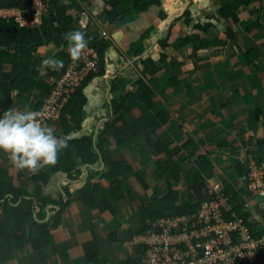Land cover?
Masks as SVG:
<instances>
[{
  "label": "crops",
  "instance_id": "obj_1",
  "mask_svg": "<svg viewBox=\"0 0 264 264\" xmlns=\"http://www.w3.org/2000/svg\"><path fill=\"white\" fill-rule=\"evenodd\" d=\"M52 1L38 20L34 3L31 17L16 6L0 7V21L39 28L55 14ZM112 1L59 0L68 7L73 29L98 42L107 33L104 72L80 89L86 102L78 121L69 114L62 119V113L60 119L45 122L68 139L60 163L73 164L70 171L45 166L29 174L0 150V264H146V249L138 237L160 217L150 211L146 225L144 208L156 200L164 203L171 190L177 191L175 205L181 209L196 202L189 172L201 174L205 196L211 186L223 184L237 197L239 190L246 191L249 162L264 161V0H161L159 6L148 5L126 19L118 6L120 18L111 21ZM190 35H198L207 46L194 52L195 43H182ZM20 49L13 42L5 51L13 55ZM66 53L67 45L53 39L33 51L31 62L22 57L19 69L17 57L0 59V114L10 107L41 111L59 77L51 69L37 71V66L44 58ZM147 58L155 60L158 70L145 76ZM142 78L154 83L153 108L129 105L127 112L120 108L114 114L113 84L118 81L126 95L137 91ZM158 117L162 119L153 138L167 145L162 151L141 133L123 136L138 119ZM85 137L93 141L86 152L91 162L71 144ZM100 142L109 159L123 166L119 175H107ZM87 182L99 192L92 194V203L82 192ZM247 198L259 208L255 197ZM28 207L38 222L49 223L50 244L12 245L16 233L27 232V222L20 224L19 218ZM58 209L60 221L55 224L52 217ZM173 212L165 209L167 216L177 215Z\"/></svg>",
  "mask_w": 264,
  "mask_h": 264
},
{
  "label": "built area",
  "instance_id": "obj_2",
  "mask_svg": "<svg viewBox=\"0 0 264 264\" xmlns=\"http://www.w3.org/2000/svg\"><path fill=\"white\" fill-rule=\"evenodd\" d=\"M49 1H33L36 20ZM99 67L100 55L89 45L79 61L71 60L41 109L44 122L60 119L71 95ZM244 188L239 192L246 216L233 209L231 195L217 184L208 189L197 213L156 219L138 237L146 249V264H264V161L249 162ZM249 195L258 200V209L247 202Z\"/></svg>",
  "mask_w": 264,
  "mask_h": 264
},
{
  "label": "trees",
  "instance_id": "obj_3",
  "mask_svg": "<svg viewBox=\"0 0 264 264\" xmlns=\"http://www.w3.org/2000/svg\"><path fill=\"white\" fill-rule=\"evenodd\" d=\"M114 5V10L110 14V20L113 21L117 18H120V16L123 19L130 18L131 16H134V14H140L145 8H147L148 5L154 4L158 5L161 4V0H114L112 1ZM133 6H132V5ZM19 7L21 9L27 10L26 16L30 15L32 16V12L29 11L32 10L33 6V0H4L0 1V7ZM51 11L54 9L55 14H53L50 18H45L43 25L39 28L29 29L27 27H20V25L17 22H10L5 23L0 21V46L3 48L0 51V57L4 55L0 59H5L10 57L12 54L9 51H5L8 49V47L14 42V43H20L21 49L13 54L12 56L17 57V60L14 61L15 69H19L21 65V58H27L29 62L32 61L33 57L32 53L33 51L37 50L39 46L43 45L44 43L51 42V40H56L59 42H63L65 45H67V40L64 39V33L75 30L71 27L72 17L66 13L68 7L60 5L59 0H53L51 3H49ZM118 6H122V15L119 16L118 11H116V8ZM29 12V13H28ZM4 26V27H1ZM86 34V39H89V46L94 47L99 55H100V67L99 70L93 73H90L85 81L83 82V85L76 89V91L71 95V97L68 100L67 105L62 110V119L65 117V115H70L71 120H76L75 118L78 117L77 115L80 114L85 102L86 97L83 94L82 89L90 79L95 77L96 75L103 74L104 72V60L103 55L105 52V49L109 46V40L107 38H104L102 41H96L92 40L90 36L87 34L86 31L83 30ZM168 38L164 39L162 41V47L165 48L167 46ZM195 43L194 52L199 50L200 48H203L207 46V44L203 43L204 40H202L198 35H190L187 38L182 40V43L185 45L189 42ZM7 46V48H6ZM7 52V53H6ZM19 54V55H18ZM164 57V55H162ZM56 58L62 60L64 62V68L61 69L59 72L55 71V76L60 77L67 69L69 63H70V56L68 53L66 54H58ZM1 61V60H0ZM158 70V66L152 58H147L145 61H143V69L142 74L148 75V74H154ZM154 84L152 80H147L145 78H142L139 80V87L136 92H131L126 95L122 94V91L120 90V83L117 81L112 86V93H113V100H112V106H113V112L114 114H117L119 109L122 108L124 110V113L129 110V105H139V104H146L147 106L153 108L154 101L152 99L153 96V89L152 85ZM122 117L120 115L119 119ZM159 119V120H158ZM153 121H149L147 118H141L138 119L136 122L131 124L129 128L127 129L126 133H123V136L126 138L132 137L133 135L137 133H141L145 136V139L147 143L151 144V146L155 147L157 150L162 151L164 147L167 145L165 143H159L154 140L153 133L157 130L161 117H158ZM65 122V120H63ZM69 143V142H68ZM78 149V152L82 156V158L86 161L91 162L86 157V152L90 151L91 146L93 145V141L89 137H85L82 140H76L71 144H75ZM178 151V150H177ZM98 152L103 155L104 160L107 164V175H119L123 172V166L118 163H113L111 159H109L108 154L104 151L102 142L98 143ZM172 157V156H171ZM61 159L59 155L58 163L55 165L57 169H65L67 171H70L71 166L73 164H67L60 163ZM92 161H95V159H92ZM60 163V164H59ZM59 164V165H58ZM173 162H168V165L171 167ZM179 171L181 169H178ZM179 177V175L177 176ZM188 178L194 180V190L197 193L198 199L194 203H188L183 209L175 205V199L177 196L176 190H171V193L167 196V198L163 201L164 203L156 200L153 203L150 204L149 207H146L143 209V220L144 223L148 221V216L150 211H154L156 213V217H164L167 216L165 213V209L167 207H171L173 209V214H180L183 212H191V213H197L199 210V207L201 205V201L204 199L205 195L202 193V188L205 186V182L203 181V177L200 173L189 172ZM95 185L92 182H87V184L83 187L82 192L87 200L88 203H92V199H96V196L93 197L92 194H95L98 196V188L95 189ZM240 191V190H239ZM238 191L239 195L232 196L231 197V203L233 205V209L236 210L241 216L248 215V212L244 211L241 203H240V192ZM228 192V191H227ZM4 193H0L3 195ZM239 199V200H238ZM172 201V203H169ZM100 205V204H99ZM16 216H19L20 213L17 210H14ZM18 212V213H17ZM32 208L28 207V210L25 212V214L20 217V224H22L24 221L27 222V232H23L21 234H15V241H13L12 245H22L23 243H26L28 241H32L36 247H40L43 245H48L52 242L51 237V231L49 227V223H40L36 220V218L33 216ZM40 215L44 214L39 212ZM60 209H58L55 214L53 215L52 219L55 224H58L60 221ZM23 212L21 213V215ZM18 219V217H16ZM150 226H146L145 229H141L142 231L148 230ZM5 237L7 235L5 234ZM8 239V238H7ZM10 239V238H9ZM21 240V242L19 241ZM10 241H12L10 239ZM6 250V249H4ZM7 252H10V248H7Z\"/></svg>",
  "mask_w": 264,
  "mask_h": 264
},
{
  "label": "clouds",
  "instance_id": "obj_4",
  "mask_svg": "<svg viewBox=\"0 0 264 264\" xmlns=\"http://www.w3.org/2000/svg\"><path fill=\"white\" fill-rule=\"evenodd\" d=\"M63 35L72 62L79 61L89 45L85 32L77 29ZM63 68L62 60L47 57L41 60L37 71L51 69L59 72ZM67 147L68 139L55 134L54 129L44 122L41 111L10 107L0 116V150L9 155L17 169L37 174L45 166H55L60 153Z\"/></svg>",
  "mask_w": 264,
  "mask_h": 264
}]
</instances>
